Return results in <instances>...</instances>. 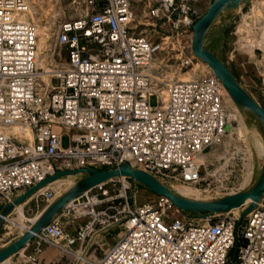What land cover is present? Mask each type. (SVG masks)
I'll return each mask as SVG.
<instances>
[{"label": "built area", "instance_id": "obj_1", "mask_svg": "<svg viewBox=\"0 0 264 264\" xmlns=\"http://www.w3.org/2000/svg\"><path fill=\"white\" fill-rule=\"evenodd\" d=\"M80 1L84 12L62 21L55 33L66 68L46 83L35 63L36 27L21 18L24 0H0V125L31 134L20 141L0 133V207L58 171L124 164L166 186L200 189L209 166L201 157L222 143L234 123L228 95L211 70L195 80L164 81L152 68L166 49L182 55L164 39L192 35L200 0ZM139 10L147 25L135 24ZM195 60L191 49L175 59L180 69ZM258 80L264 96V76ZM153 95L155 107L149 104ZM135 186L115 178L71 201L30 241L35 253L23 258L39 264L36 254L46 243L71 254L72 264H264V195L243 226L232 212L201 224L186 215L166 223L165 198L138 202ZM200 191L208 193V187ZM36 192L29 201L55 198L51 189ZM116 228L113 246L89 259V248L100 246L96 237Z\"/></svg>", "mask_w": 264, "mask_h": 264}, {"label": "rangeland", "instance_id": "obj_2", "mask_svg": "<svg viewBox=\"0 0 264 264\" xmlns=\"http://www.w3.org/2000/svg\"><path fill=\"white\" fill-rule=\"evenodd\" d=\"M28 1L34 9L33 12L36 13H28L27 21H30L35 27H37V53L39 55H45L48 61H52L50 64L58 73L59 66L64 65L65 52L61 47L55 44V33L62 21L73 20L81 15L85 10V5L82 4V1L80 0ZM212 1L213 0L199 1L197 10L201 16L206 12ZM142 15L143 10H139L137 12V17L141 19ZM146 20L149 21L147 18ZM240 24L247 28L243 33H240V28L238 27ZM147 32L150 33L149 31ZM168 33V30L166 33L159 31L158 34L153 35L156 38H160ZM176 40L177 42L174 40L170 42L175 45V49H179V51L182 52V55L179 56V53H177L176 50L171 51L170 49H166V51L159 55L155 60L153 63L155 65H152V68L156 71V77L158 79H163L164 81H167L168 79H184L182 81H190L207 73V71H209L208 67L200 61H192L195 65L184 69H180L177 66L178 64L175 59L180 57L183 58L188 54L189 49L192 48V35H179ZM42 41L46 45L45 52L40 49L42 46L40 43ZM206 41H209L207 49L213 54L219 56L232 74H235L237 77L243 76L242 82L245 83H248L247 77H249L257 86L258 79L264 76V48H258L260 41L261 45H264V0H258L254 3L252 1L242 6L237 12L221 16L209 31ZM247 48L251 49L249 50ZM240 64H243V66ZM245 89L250 95L256 98L260 103V106L264 107V96L261 92L251 88ZM160 94L163 95V98L165 99L164 89H160ZM158 103L159 100L157 95L150 97L149 104L151 107H155ZM228 103V96H226L225 105L227 106ZM229 109L231 110L230 107ZM240 116L243 121L241 135L239 136V134L234 133L229 138L228 135L230 128L222 143L218 146H214L207 152V154H205L206 156H203L204 163L209 165L207 168L208 171L206 172L207 181L200 189L191 188L199 192V196L202 200H205L206 198V200L218 199L232 193L245 191L255 183L259 176L264 159L263 129L259 121L251 114L246 113V117H242L241 114ZM232 127H237L235 119ZM10 130V135H7V137L18 139L15 136L20 132L19 129L16 128V125L10 128ZM54 132L60 131L55 128ZM62 146L64 148L69 146V137L66 133H64L62 139ZM80 177L81 176L61 178V182L57 186H52L50 189L54 191L55 197H57ZM135 184L137 191L136 198L138 202L154 201L156 199V194L143 188L137 183ZM167 186L171 189L173 186L190 188L181 184H170ZM207 187L208 193L200 191ZM211 190L215 193L211 192ZM43 206H46V202L40 200L38 203L31 201L27 204L23 210V215L25 217L23 225L31 227L32 224L30 221L40 214ZM243 209L244 207L234 211L233 214L236 217H240V213ZM166 214L169 219L165 220L166 223H169L171 219L181 218L183 215H186L188 220H192L193 223L197 224L205 223L204 219H206L199 218L194 214H185L180 210L177 212L173 209V206L169 207L167 204ZM15 216L16 214L10 216L8 221H6L0 229V250L18 239L21 234L25 232L12 224L11 221L14 220ZM119 230L120 229L116 228L102 234L100 238L104 241V246L93 249L88 254V258L91 260L100 258L103 253L113 246ZM233 258L234 250L230 254V262ZM15 259L16 257H14L12 261H15ZM12 261L11 263H13Z\"/></svg>", "mask_w": 264, "mask_h": 264}, {"label": "water", "instance_id": "obj_3", "mask_svg": "<svg viewBox=\"0 0 264 264\" xmlns=\"http://www.w3.org/2000/svg\"><path fill=\"white\" fill-rule=\"evenodd\" d=\"M255 0H213L206 12L194 23L192 27V53L208 67L221 81L227 95L230 97L242 117L246 113L255 117L263 129L264 136V107L260 106L253 97L238 83L226 64L207 49L209 41L206 37L214 23L221 16L237 12L242 6ZM81 176L62 194L55 197L41 212L30 229L26 230L18 239L0 250V263L17 254L47 226L64 207L71 201L82 196L100 184L115 178H128L150 192L167 199L171 206L185 214H194L199 218H214L225 215L234 209H241L247 200L251 203L244 206L240 213L238 223L246 219L260 202L264 195V159L261 171L255 183L247 190L232 193L222 198L212 200H197L183 197L174 190L161 183L157 178L140 169L131 168L124 164L119 168L108 170L77 169L73 171H58L54 175L31 187L23 194L17 196L11 203L0 209V229L5 219L13 209L25 202L40 188L49 183L65 178Z\"/></svg>", "mask_w": 264, "mask_h": 264}, {"label": "bare ground", "instance_id": "obj_4", "mask_svg": "<svg viewBox=\"0 0 264 264\" xmlns=\"http://www.w3.org/2000/svg\"><path fill=\"white\" fill-rule=\"evenodd\" d=\"M258 0H255V1H253V3L254 2H257ZM24 5H26L25 6V12L22 14V16H21V18L23 19V20H25V21H27V18H28V13H32L33 11H34V9H33V7L31 6V3H29V1L28 0H24ZM38 9H39V7H38ZM37 11V10H36ZM34 13V12H33ZM34 14H36V13H34ZM34 16V15H33ZM146 16H147V14L146 13H144V11H143V15H142V17H141V19H139L138 17H136L135 18V24H148L150 21H148V20H146ZM239 28H240V33H243V31H245L247 28H246V26H244V25H242V24H240L239 26H238ZM37 28V27H36ZM36 35H37V30H36ZM38 36V35H37ZM38 38V37H37ZM165 41H164V44H168L170 41H171V39H169V38H165L164 39ZM37 43H38V41H37ZM259 43V42H258ZM42 46H41V50L43 51V52H45V47H46V45L44 44V42L42 41L41 43H40ZM40 47V46H39ZM246 47H248V46H246ZM249 47H251V46H249ZM245 48V47H244ZM258 48H264V45H261V41H260V43H259V45H258ZM247 49H249V48H247ZM251 49V48H250ZM249 49V50H250ZM37 51H38V47H37V50H36V58H35V63H36V67H37V69H39L40 70V72H39V76H40V79H41V81H44V82H46V83H50V78L54 75V74H57V71L55 70V68L54 67H52V65L50 64V62L52 63V61H48V59L46 58V56L45 55H42V54H38L37 53ZM248 51V50H247ZM42 52V53H43ZM41 53V52H40ZM51 55V54H50ZM51 59V58H50ZM53 60V59H52ZM195 61H200L199 59H197V60H195ZM155 62V61H154ZM153 62V63H154ZM201 62V61H200ZM163 63V62H162ZM202 63V62H201ZM66 64H65V62H64V65H62V66H59V72L60 71H62L64 68H66V66H65ZM152 65H155V64H152ZM192 65H195L193 62H192ZM206 66V65H205ZM207 67V66H206ZM181 76V75H180ZM179 77V76H178ZM182 77V76H181ZM181 81L182 80H184V79H180ZM228 100H229V103L227 104V108H231V111H232V116H233V118L235 119V121L237 122V127H231V129H230V131H229V138L231 137V135L232 134H234V133H236V134H239V136L241 135V133H242V127H243V121H242V118H241V116H240V113H239V111H238V109L236 108V106L234 105V103L232 102V100L230 99V97L228 96ZM12 127H14V125H11V126H5V125H0V133H2L3 135H5V136H7V135H10V132H11V130H10V128H12ZM17 128V127H16ZM238 136V135H237ZM15 137H17L18 138V140H20V141H23V140H25V139H29V140H31V134H30V132H29V134H27V136L26 137H24L23 135H21L20 133L19 134H16V136ZM264 154V153H263ZM204 156H206V155H204ZM200 162H203V164L206 166V164L204 163V161H203V156L201 157V159H200ZM208 171V169L206 170V172ZM207 176H209V175H207ZM61 182V179H58V180H55V181H53V182H51V183H49L48 185H46V186H44V187H42V188H40L36 193H38V194H40V193H43L44 191H46V190H48V189H50L52 186H57L59 183ZM172 190H174L177 194H179V195H181V196H183V197H186V198H190V199H197V200H202V198H200V196H199V192L197 191V190H194V189H191V188H184V187H181V186H173L172 187ZM32 197V196H31ZM31 197H29V198H31ZM28 198V199H29ZM27 199V200H28ZM207 199V198H206ZM205 199V200H206ZM26 200V201H27ZM165 201H166V203H168V205H170V203H169V201L167 200V199H164ZM24 203V202H23ZM23 203H21V204H23ZM251 203V201L250 200H247L246 201V203H245V205L244 206H247V205H249ZM20 204V205H21ZM20 205H18V206H16L14 209H13V211L15 210V212H16V216H15V218H14V220H12L11 222H12V224L13 225H15V226H17L19 229H22V230H24V231H26V230H28V229H30L31 227H26V226H24L23 225V220L25 219V217H24V215L22 214V212H21V207H20ZM243 206V207H244ZM173 209L175 210V211H177V209L176 208H174L173 207ZM236 210H239V209H234V210H232L231 212L233 213L234 211H236ZM12 211V212H13ZM12 214V213H11ZM10 214V215H11ZM40 216V215H39ZM39 216H37V217H35L34 219H32L30 222H31V224L33 225V223H35V221L37 220V218L39 217ZM80 221H82V219L80 220ZM98 239H100V238H98ZM22 250V249H21ZM20 250V251H21ZM19 251V252H20ZM12 257V256H11ZM10 257V258H11ZM9 259V258H8ZM8 259H6V260H8ZM5 260V261H6ZM5 261H3V262H5ZM1 264V263H0ZM81 264H86L85 263V261H83Z\"/></svg>", "mask_w": 264, "mask_h": 264}, {"label": "crops", "instance_id": "obj_5", "mask_svg": "<svg viewBox=\"0 0 264 264\" xmlns=\"http://www.w3.org/2000/svg\"><path fill=\"white\" fill-rule=\"evenodd\" d=\"M203 1V0H200ZM245 64V63H244ZM243 66V64H240ZM245 74V73H244ZM235 79L238 81V83L245 89V88H251V89H256L257 90V86L255 84V82L253 80H251L249 77L248 78V83L242 82V78L241 77H237L235 76V74H233ZM246 90V89H245ZM258 91V90H257ZM252 96V95H251ZM253 99L260 104L256 98H254V96H252ZM34 197V196H33ZM31 198H29L27 201H25L23 204L20 205L21 207V212L23 214V210L25 208V206H27V204H29L31 201H29ZM48 204L46 203V206ZM43 206L41 209V212L43 211V209L46 207ZM40 212V214H41ZM13 214H16L15 210L12 212V214L10 216H12ZM39 214V215H40ZM37 215V216H39ZM9 216V217H10ZM36 216V217H37ZM22 235V234H21ZM101 235H98L96 237V242L100 245V246H92L91 248H89L87 255L95 248H100L102 246H104V241H102V239L100 238ZM100 238V239H98ZM117 241V238L115 239V242ZM114 242V243H115ZM61 245H63L64 243L61 241L60 242ZM78 249V244L71 247L70 250H77ZM34 245H33V241L30 242L28 245H26L19 253L15 254L14 256H12L11 258H9L8 260H6L5 262H2L1 264H32L28 261H26L23 256H27V255H31L34 254ZM103 255V254H102ZM18 256V257H17ZM16 257L15 261H12L13 258ZM37 260L39 262V264H72L73 263V256L71 254H65L61 249L57 248L54 245L51 244H42L40 251L36 254ZM98 259V258H97ZM11 261L13 263H11Z\"/></svg>", "mask_w": 264, "mask_h": 264}]
</instances>
